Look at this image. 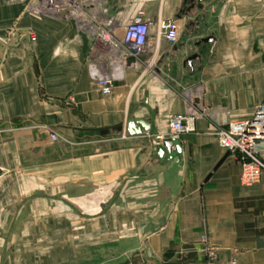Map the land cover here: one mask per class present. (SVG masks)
Here are the masks:
<instances>
[{"label":"crops","instance_id":"1","mask_svg":"<svg viewBox=\"0 0 264 264\" xmlns=\"http://www.w3.org/2000/svg\"><path fill=\"white\" fill-rule=\"evenodd\" d=\"M79 1L120 27L143 11L151 50L102 94L88 32L44 0H0V264H203L201 233L222 261L264 264V174L241 183L214 135L264 100V0ZM187 112L164 163L153 147ZM134 118L148 129L129 134Z\"/></svg>","mask_w":264,"mask_h":264},{"label":"built area","instance_id":"2","mask_svg":"<svg viewBox=\"0 0 264 264\" xmlns=\"http://www.w3.org/2000/svg\"><path fill=\"white\" fill-rule=\"evenodd\" d=\"M38 5L46 13L72 18L80 29L89 33L91 49L87 68L102 94H108L124 69L136 68L141 64V56L151 50L148 44L150 21L141 10L120 27L113 21L88 20L79 0H44ZM180 26L177 19L169 20L165 30L159 26L157 38L175 43ZM30 39L35 40V36L30 35ZM144 63L149 67L148 60ZM196 117L197 113L193 112L170 117L167 136L172 140L179 139L181 134L194 130ZM214 135L224 151L236 156L241 183L258 182L264 174V100L249 118L231 120L224 127H218ZM50 139L58 141L60 137L51 133ZM156 143L153 140V144ZM199 241L203 245V264H238L234 257L220 260L216 249L207 243L205 233L199 235Z\"/></svg>","mask_w":264,"mask_h":264},{"label":"water","instance_id":"3","mask_svg":"<svg viewBox=\"0 0 264 264\" xmlns=\"http://www.w3.org/2000/svg\"><path fill=\"white\" fill-rule=\"evenodd\" d=\"M178 22L180 21L178 20ZM137 124H139L140 127H137ZM141 127L144 128V130L148 129L146 122H144L142 119L134 118L128 120L126 130L132 135L139 134L141 133ZM153 152L155 156L162 158L164 163L170 162V164H173L178 161V155L181 152V143L179 139L172 140L169 137H165L162 139L161 143L153 147ZM164 154L166 155L164 156Z\"/></svg>","mask_w":264,"mask_h":264}]
</instances>
